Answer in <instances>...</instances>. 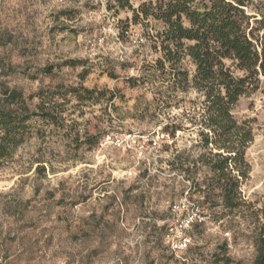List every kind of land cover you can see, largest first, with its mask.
Returning <instances> with one entry per match:
<instances>
[{"label": "rangeland", "instance_id": "374dc122", "mask_svg": "<svg viewBox=\"0 0 264 264\" xmlns=\"http://www.w3.org/2000/svg\"><path fill=\"white\" fill-rule=\"evenodd\" d=\"M147 1L130 3L138 8ZM114 16L117 36L105 31ZM132 16L118 0H0V89L22 90L33 111L40 99L29 96L43 89L51 99L59 92L50 107L63 110L65 119L57 126L33 117L26 140L0 163V264L116 258L124 264H254L264 209V75L233 110L240 121L251 120L255 137L246 152L245 203L230 212L219 198L205 203V194L171 164L179 154L194 158L200 151L195 132L172 137L164 131L167 123L190 125L177 104L197 95L175 93L144 69L160 56L162 24L153 18L134 24ZM185 67L194 69L189 60ZM80 85L114 97L80 102L66 93ZM129 132L158 145L148 142L138 158L134 150L103 144L106 134ZM186 191L205 219L189 230V248L175 254L163 232L170 205Z\"/></svg>", "mask_w": 264, "mask_h": 264}, {"label": "trees", "instance_id": "16d2710c", "mask_svg": "<svg viewBox=\"0 0 264 264\" xmlns=\"http://www.w3.org/2000/svg\"><path fill=\"white\" fill-rule=\"evenodd\" d=\"M118 1L132 11L134 24L149 18L162 24L156 35L160 56L144 69L152 70L175 93L192 89L197 95L189 101L182 97L177 104L182 109L181 118L190 125L183 121L167 123L164 131L172 137L178 131L195 132L199 138L195 147L200 151L194 158L179 154L171 164L205 194V203H215L219 198L225 209L238 210L245 203L241 186L251 172L246 152L255 134L251 120L240 121L233 110L241 97L258 90L264 75V0H149L138 8L130 0ZM185 60L193 65L192 72L185 67ZM66 93H72L80 102L96 97L99 102L107 93L110 100L114 97L109 91L83 85L70 87ZM58 95L52 92L49 99L41 89L29 96L40 99L37 111H33L22 90L0 89V163L10 161L26 140L33 117L57 126L61 121L65 123L63 110L56 113L50 107ZM184 193L189 195V191ZM261 219L256 226L254 264H264V209Z\"/></svg>", "mask_w": 264, "mask_h": 264}, {"label": "built area", "instance_id": "2783aa9c", "mask_svg": "<svg viewBox=\"0 0 264 264\" xmlns=\"http://www.w3.org/2000/svg\"><path fill=\"white\" fill-rule=\"evenodd\" d=\"M113 23L105 29L109 34L117 36L116 24L118 18L113 17ZM152 141L154 147L158 145L156 138H150L140 132H129L125 134H106L103 138V144H111L124 150H134L138 158H144L145 145ZM170 216L165 226L164 241L175 254L186 251L192 241L189 230L196 224L204 221L205 216L201 207L191 202L187 193L170 205ZM47 264H67L60 261H54ZM74 264V263H70ZM93 264H124L121 258L107 261H97Z\"/></svg>", "mask_w": 264, "mask_h": 264}]
</instances>
